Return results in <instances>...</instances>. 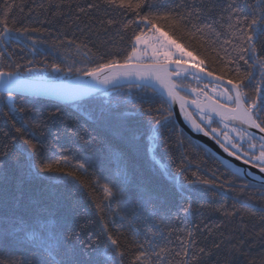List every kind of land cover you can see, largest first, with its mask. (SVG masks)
Returning <instances> with one entry per match:
<instances>
[{
	"label": "trees",
	"instance_id": "1",
	"mask_svg": "<svg viewBox=\"0 0 264 264\" xmlns=\"http://www.w3.org/2000/svg\"><path fill=\"white\" fill-rule=\"evenodd\" d=\"M132 2V8H124L105 0H0V20L7 19L9 27L41 30L35 34L36 54L12 43L6 51L0 47L5 51L0 66L15 71L19 63L24 72L26 62L34 60L40 65L35 75L47 81L65 76L44 68L47 60L65 72L72 67L70 80L79 75L76 68L113 58L123 63L134 34L149 32L140 17L164 27L158 15L192 13L190 24L177 21V37L190 38L180 42L217 76L236 80L237 67L241 76L248 74L242 91L257 101L264 117V66L256 63V56L264 57V37L256 43V55L244 53L245 60H237L247 46V25L261 17L264 0H146L148 6L139 10ZM192 25L203 30L194 31ZM164 31L172 35L173 29ZM191 79L183 80L192 84ZM152 96L142 107L171 111L174 124L161 130L162 142L151 150L144 127L149 117L139 110L143 93L137 84L103 90L74 104L16 95L24 124L0 100V264H264V186L240 177L193 140L177 125L165 99L157 92ZM61 105L56 113L54 106ZM102 108L108 109L107 119L98 122ZM204 126L210 132L217 125ZM214 135L249 160L246 137L242 152ZM25 140H32L36 150L28 149ZM253 143L250 155H259L261 142ZM57 162L65 171H77L83 187L43 170L44 164ZM80 164L86 173L78 171ZM105 186L113 197L106 196ZM147 193L154 199L143 207ZM149 215L146 223L143 217ZM47 228L60 236L55 257L33 237Z\"/></svg>",
	"mask_w": 264,
	"mask_h": 264
},
{
	"label": "snow or ice",
	"instance_id": "2",
	"mask_svg": "<svg viewBox=\"0 0 264 264\" xmlns=\"http://www.w3.org/2000/svg\"><path fill=\"white\" fill-rule=\"evenodd\" d=\"M108 6L112 7H124L132 8V0H105ZM148 6L146 0H136L135 9L139 10L143 7ZM90 7H95L90 5ZM7 11H11V6L7 8ZM234 12H238L237 9H233ZM139 16V12H137ZM192 13L186 15H181L176 13L173 17V13L164 12L157 16L158 20L164 21V27H171L173 29L172 35L169 32L164 31V27L158 26L155 20H149L147 16L140 17L142 21H146L149 25L148 31L151 35H146L143 31L134 34L132 37L134 43L131 45V52L124 57V62L120 63L115 58L108 60L104 63H98L93 67H87L84 69L76 68L75 72L79 75L76 76L74 80L67 79V76L73 74V68L68 67L65 69L61 67L59 63H53L49 65L47 60L43 62L44 68H50L54 73H65V76L57 75L54 77L53 81H47L46 79L35 75L34 73L40 69V65L36 64L34 60H29L26 62L25 71L21 72V65L15 63L13 67L15 71H7L3 66H0V100L3 104L9 108V112L15 116L21 124H24V119L22 113L23 108H20L15 103V97L17 93L28 92L33 95H53L61 100H71L74 103L80 101L84 97H90L93 92L97 91L101 86H112L115 87L116 84L123 78H134L141 81L137 87L141 88L143 93V99L141 102L140 112L149 117L148 121L145 123V134L147 136V141L151 148H154L159 142H162V129L166 128L169 123H173L172 112L168 111L165 114L163 107L153 109L150 106L145 109L142 107L143 103H151L153 99L152 93L156 92V83L163 85L164 91L163 96L167 99L163 100L169 108L172 105L179 103V108L181 113L185 115L186 119H189L194 128L197 131H204V127L201 124L196 123L195 120L191 119L190 114L187 112L186 106L195 105L198 111L203 114V119L207 122V127L211 128V124L214 122L213 114H218L221 121L229 122H239L240 125H247L249 127H254L259 129L260 132H264V117L260 115V109L258 107L256 100H251L247 93L242 91V85L244 79L248 78V74L244 76L240 75L239 68H234L237 75V79H228L225 81L223 75L217 76L214 72L207 71L206 67H201L204 64L203 60L197 59L191 51L180 42V40L190 39L187 36L180 35L177 37V21L184 24H190L191 20L189 17ZM197 16L200 13H196ZM171 19V23H169ZM107 23L112 25L115 23L113 20H108ZM127 27V25H125ZM194 31H202L203 29L197 25H192ZM210 27V25L208 26ZM249 33L245 36L246 47L240 49V54L237 60H245L244 53H252L256 55L255 46L260 37H264V10L261 12V17L259 19H252L251 23L247 25ZM41 30L39 28H12L9 27L7 19L0 20V47H4L5 51L12 43L18 45L23 44L29 46L33 54H36L37 49L33 46L35 43V34L39 33ZM176 37V38H174ZM138 45H144L145 49H150V56H146L150 62L146 64L133 63L134 60H138L137 52ZM5 51H0V62L3 61L5 56ZM9 57L11 54H8ZM174 57H179V59H174ZM251 58V57H250ZM189 61H196L190 68L188 66ZM246 62V61H245ZM229 63L235 64L236 61H230ZM256 63L264 66V57L256 56ZM170 66L175 67V72L169 70ZM190 74L197 81H199L202 76H207L209 78H214V82L219 85L220 91L218 93L219 97L225 100V103L221 104L219 99L214 97H208L207 93L203 92L201 89H191L192 93H196L197 96L203 94L206 99H211V104L206 105L208 111H204L201 108L198 99H192L190 102L186 97L181 96L180 92L177 91L179 88L181 91L186 87L185 85H177L172 77L175 76L176 79H187V75ZM84 77H89L90 79H83ZM229 87H225L224 84ZM151 89V93L149 92ZM259 93V89L257 90ZM212 92L217 93V88L213 87ZM261 97L258 95V99ZM163 99V97H160ZM131 103V101H130ZM55 112L59 113L61 106H54ZM153 111L157 114L152 115ZM108 109L102 108L100 113L97 115L96 120L98 122H104L107 119ZM43 121L40 122L43 125ZM225 127H228L226 124ZM31 131V129H28ZM236 132L237 137L243 140L245 137L248 141L249 152L244 153L249 155V160L246 162H252L253 160L257 162V166L261 167L264 171V137L259 139L262 141L260 144L259 155L251 156L250 152L252 149L256 148L253 143L254 137L243 129H231ZM17 133H20L22 129H16ZM219 131L218 129H211L210 132L205 131V135H213L215 138V133ZM226 139H229L231 143V138L228 137L227 132L223 133ZM24 144L28 146V149L35 151L37 145L33 143L32 140H25ZM223 146V145H222ZM234 147L240 148L238 143L234 144ZM225 151L230 152L231 155L236 156L237 153L232 151L230 148L225 147ZM243 152V149L241 148ZM243 158V157H240ZM43 170L46 172H57L60 173V178L70 177L71 181L81 185L83 187V182L77 171H65V169L59 167V162L54 166L52 163H46L43 165ZM78 171L80 173H86L85 166L83 164L78 165ZM170 179L174 182L179 183L177 178L172 175ZM192 182H189L191 184ZM205 185H208L209 181H203ZM106 196L113 197L112 189L108 186L104 187ZM154 197L151 193H147L142 197V206L148 207L151 205ZM190 207V205H189ZM144 221L147 223L152 219L151 215L143 217ZM42 227H47L42 225ZM75 235V234H74ZM109 236L110 244L113 246L117 245V241L111 239ZM33 237L38 240L39 244L45 247L50 256L55 257L58 254V249L60 247V236L55 230V228H47V231L41 232L39 235L34 231ZM65 264H73L71 261L65 262Z\"/></svg>",
	"mask_w": 264,
	"mask_h": 264
},
{
	"label": "water",
	"instance_id": "3",
	"mask_svg": "<svg viewBox=\"0 0 264 264\" xmlns=\"http://www.w3.org/2000/svg\"><path fill=\"white\" fill-rule=\"evenodd\" d=\"M188 66L190 68L191 65L188 64ZM169 70L174 72L176 69L174 66H170ZM183 75H190V74L185 73ZM75 78L70 79V80H74ZM83 79L87 80L90 78L84 77ZM172 79H176V77L173 76ZM201 80L208 81L210 83H215L214 78H209L207 76H202ZM225 81H226V79H225ZM141 83H142L141 81L134 79V78H123L116 84L115 87L121 86V85H127V84H137L138 85ZM224 86L230 88V86H228L226 83L224 84ZM110 88H113V87L110 85L109 86H101L97 91L93 92L92 95H94L98 92H101L103 90L110 89ZM163 91H164L163 85L156 83V92L166 100L167 97L163 96ZM177 91L180 92L181 90L179 88H177ZM182 91L188 92V89L184 88V90H182ZM16 95L39 98V99L49 100V101L57 102V103H61V104H74V102L71 100H61V99H58L56 96H53V95H46V94L33 95V94L28 93V92L17 93ZM181 96H183V95H181ZM208 97H211V96L208 95ZM86 98H88V97H84L80 101L85 100ZM205 99L206 98L204 96L203 100H205ZM187 100L189 102L191 101L188 98H187ZM206 100H207V103L205 104V106L201 105V108H203L204 111H208V108L206 107V105H210L212 102L211 99H206ZM75 103H77V102H75ZM221 104H223V103H221ZM171 108L173 110L174 118L176 120L177 125L187 135H189L193 140H195L200 145H202L208 152H210L212 155H214L216 158H218L220 161H222L226 166H228L230 169H232L240 177L244 178L247 181H250V182L264 186V171L261 170V167H258L257 165H255L251 162H246L248 160H246L244 158H240L241 156H239V155H236V156L231 155L230 152L225 151L226 146L221 141H219L217 138H214L213 135H205V131H208V130L196 119V117L191 112V110H194L197 113L202 114L201 111H198L196 109L195 105L189 104V106H186L187 112L190 114L192 120H195L196 123H199L202 125V127H204V131H197L194 128V126L192 125V123L190 122V120L185 118V115L183 113H181V111H180L178 102L176 104L172 105ZM213 118L221 121L218 114H213ZM223 123L227 124L228 126H232V127L238 128V129L246 130L248 133H250L254 137V139H256L262 143V141L259 138L264 137V132H260L259 129H256L254 127H249L247 125H240L239 122L224 121Z\"/></svg>",
	"mask_w": 264,
	"mask_h": 264
},
{
	"label": "flooded vegetation",
	"instance_id": "4",
	"mask_svg": "<svg viewBox=\"0 0 264 264\" xmlns=\"http://www.w3.org/2000/svg\"><path fill=\"white\" fill-rule=\"evenodd\" d=\"M174 72H175V71H174ZM187 78H188V79L193 78V79H191V80H193V83H192V84H191V83H188L187 81H185V80H183V79H173L174 82H175L177 85H185V86H186L185 88L188 89V92L180 91V94L183 95L184 97H186V98H188V99H190V100H192V99H198L199 102H200V105L205 106V104L207 103V100H206V99L203 100V99H204V95L201 94V95L197 96L196 93H192V92H191V89H201L203 92L207 93V95H210L211 97H214V98H216V99H219V100H220V103H225V100H223L222 98L219 97V95H218L219 91H218V90H217V93H216V94H214V93L212 92V88H213L214 86H218V87H219V85H217V84H215V83H210V82H208V81H204V80H201V79H200L199 81H197V80L195 79V77H193V76H191V75H187ZM190 110H191V109H190ZM191 112H192V114L196 117V119H197V120H198L203 126H204V125L207 126V122L203 119V114L197 113V112L194 111V110H191ZM213 119H214V118H213ZM218 123L223 124V125H226V124H224L223 122H221V121H219V120H216V119H214V122L212 123V125L214 126V124H215V125L218 126ZM204 127H205V126H204ZM237 129H238V128H237Z\"/></svg>",
	"mask_w": 264,
	"mask_h": 264
},
{
	"label": "rangeland",
	"instance_id": "5",
	"mask_svg": "<svg viewBox=\"0 0 264 264\" xmlns=\"http://www.w3.org/2000/svg\"><path fill=\"white\" fill-rule=\"evenodd\" d=\"M146 35H151L150 32L145 33ZM138 52H137V57L138 60H134L133 63H140V64H146L149 63L150 61L148 59H146V56H150L151 54V50L150 49H145L144 45H138ZM194 56H196L195 54H193ZM197 57V56H196ZM174 59H179V57H174ZM197 59H199L197 57ZM200 60V59H199ZM196 61H189L188 64L192 65L193 63H195ZM217 88L218 91H220V87L218 86H214ZM211 126H213L211 124ZM214 129H218L219 131H217V135H220V137L224 140V142L230 146L234 147V144H236V142L240 145V146H244L246 142L242 141L239 137H237L236 132L232 131L231 127H225V125L220 124L218 126H215ZM227 132L228 137L231 138V143L229 142V139H226L225 136L223 135V133ZM241 148V147H240Z\"/></svg>",
	"mask_w": 264,
	"mask_h": 264
}]
</instances>
